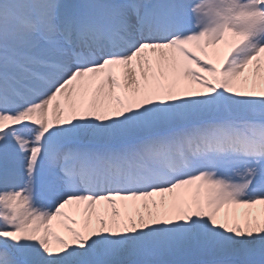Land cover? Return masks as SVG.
<instances>
[{"label":"snow or ice","instance_id":"snow-or-ice-1","mask_svg":"<svg viewBox=\"0 0 264 264\" xmlns=\"http://www.w3.org/2000/svg\"><path fill=\"white\" fill-rule=\"evenodd\" d=\"M0 264H264V0H0Z\"/></svg>","mask_w":264,"mask_h":264}]
</instances>
